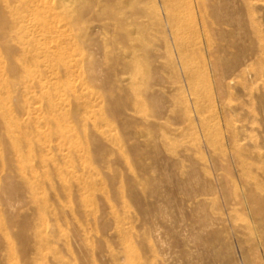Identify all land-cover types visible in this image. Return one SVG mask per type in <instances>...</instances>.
Returning <instances> with one entry per match:
<instances>
[{
	"label": "rangeland",
	"instance_id": "obj_1",
	"mask_svg": "<svg viewBox=\"0 0 264 264\" xmlns=\"http://www.w3.org/2000/svg\"><path fill=\"white\" fill-rule=\"evenodd\" d=\"M108 4L126 31L90 17L37 47L0 30V264H247L203 219L222 209L218 174L236 196L231 96L243 126L241 104L264 97L258 36L248 28L241 43L231 0H203V15L196 0H169L172 32L162 0ZM256 14L264 26V0ZM241 62L263 73L246 89L231 87Z\"/></svg>",
	"mask_w": 264,
	"mask_h": 264
},
{
	"label": "bare ground",
	"instance_id": "obj_2",
	"mask_svg": "<svg viewBox=\"0 0 264 264\" xmlns=\"http://www.w3.org/2000/svg\"><path fill=\"white\" fill-rule=\"evenodd\" d=\"M57 1H59L58 6L51 0H0L1 33H15L14 35L17 36L18 42L22 45L48 47L59 45L61 42L59 37L72 30V27H75V29H88L91 27L88 23L90 17L94 18V22L97 23L95 25L96 29L102 30L105 34L112 30L122 33L129 26L127 20L118 18L117 9L114 7L111 9L107 8L108 3L112 0ZM168 1L162 0V4L159 6V9H161L160 19L161 23L164 21L169 27L168 29L170 30L168 32H172L173 20ZM259 1L231 0V23L234 25V32L239 34L243 41L241 43L246 45L245 37L249 38V42L255 38L250 37L251 33L248 34L246 30L251 28L252 31H255L256 39L258 36L257 40L259 42L258 51H260L258 52V57H256L258 61L264 60V26L256 18ZM196 3L198 4L199 14L203 15V13L207 12L206 7L203 5V0H196ZM104 19H108L109 22H103ZM42 52L46 55L44 51ZM238 55L241 54L239 53ZM242 55L244 54L242 53ZM179 56H181L180 53ZM179 59L181 60V57ZM233 71L236 73L231 76V87L241 85L246 89L248 83L256 84L263 77L260 65L254 62L238 63ZM103 74L101 73L100 75ZM241 106L246 108L249 116L246 118L245 125L238 126L231 96V160H228L231 163H227V167L231 173V184L229 185H234L236 196L233 195L231 188H229V190L231 189V195L227 193V189L225 190L227 185L224 186L221 179L223 175L220 176L218 174L216 179L219 182V189L222 190V209L217 215H209L204 218L205 223L203 226L207 230L211 227L209 233L215 237H231L232 240L235 239L240 248L250 253L247 264H264V97L258 106L255 103L250 104V102H243ZM255 122H258L259 126L257 129L252 127V130H256L257 133H248L249 124ZM243 139L250 140V143L246 146L243 145ZM224 144L225 142H223ZM217 154L220 155L219 152ZM215 158H218V156ZM219 161L221 162L220 159ZM223 168L225 169L224 164ZM224 176L226 177L227 175L224 174ZM4 190L7 195L13 192L9 183L5 185ZM190 238L189 241L194 243L202 240V236L194 235V233ZM205 244L209 243L206 242L203 246ZM184 264H195V262L192 259H187Z\"/></svg>",
	"mask_w": 264,
	"mask_h": 264
}]
</instances>
